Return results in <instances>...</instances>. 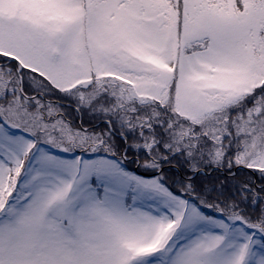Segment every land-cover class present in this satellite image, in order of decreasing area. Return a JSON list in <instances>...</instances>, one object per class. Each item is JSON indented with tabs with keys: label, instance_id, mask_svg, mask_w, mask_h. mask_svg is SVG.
I'll return each mask as SVG.
<instances>
[{
	"label": "snow or ice",
	"instance_id": "1",
	"mask_svg": "<svg viewBox=\"0 0 264 264\" xmlns=\"http://www.w3.org/2000/svg\"><path fill=\"white\" fill-rule=\"evenodd\" d=\"M0 264H264V0H0Z\"/></svg>",
	"mask_w": 264,
	"mask_h": 264
},
{
	"label": "trees",
	"instance_id": "2",
	"mask_svg": "<svg viewBox=\"0 0 264 264\" xmlns=\"http://www.w3.org/2000/svg\"><path fill=\"white\" fill-rule=\"evenodd\" d=\"M257 182H259V181H258V178H257Z\"/></svg>",
	"mask_w": 264,
	"mask_h": 264
}]
</instances>
